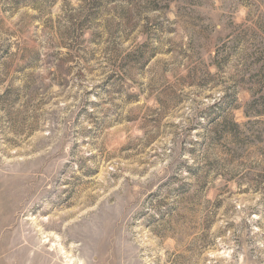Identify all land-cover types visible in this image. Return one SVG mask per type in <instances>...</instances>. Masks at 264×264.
<instances>
[{"label":"rangeland","instance_id":"rangeland-1","mask_svg":"<svg viewBox=\"0 0 264 264\" xmlns=\"http://www.w3.org/2000/svg\"><path fill=\"white\" fill-rule=\"evenodd\" d=\"M0 264H264V0H0Z\"/></svg>","mask_w":264,"mask_h":264}]
</instances>
